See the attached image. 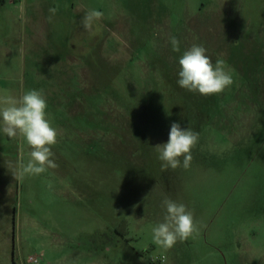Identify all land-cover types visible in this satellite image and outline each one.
<instances>
[{
  "label": "rangeland",
  "instance_id": "obj_1",
  "mask_svg": "<svg viewBox=\"0 0 264 264\" xmlns=\"http://www.w3.org/2000/svg\"><path fill=\"white\" fill-rule=\"evenodd\" d=\"M194 43L234 70L223 93L178 86ZM30 89L58 167L16 179L30 149L0 130V264H264V0H0V97ZM173 122L199 133L187 169L155 149ZM166 198L197 227L167 250Z\"/></svg>",
  "mask_w": 264,
  "mask_h": 264
},
{
  "label": "clouds",
  "instance_id": "obj_2",
  "mask_svg": "<svg viewBox=\"0 0 264 264\" xmlns=\"http://www.w3.org/2000/svg\"><path fill=\"white\" fill-rule=\"evenodd\" d=\"M49 12L55 15L57 8H50ZM103 15L102 11L90 9L81 23L86 30H90L92 22L101 19ZM169 42L173 52L180 51L177 37H170ZM178 64L177 84L189 92L203 96L220 94L234 83L231 74L234 70L223 59L217 58L213 62L202 44H192L180 56ZM47 107L42 89L27 90L19 97H0V130L9 138L21 137L30 149V159L26 164L21 159L16 179H22L25 175H40L49 168L58 167L52 151V146L57 143L58 133L47 118ZM198 140L199 133L173 122L167 142L155 146L162 168L174 170L181 164L185 169L190 167L193 159L191 151ZM162 206L166 213L163 221L152 228V239L155 245L167 250L178 241L187 240L197 231V227L193 213L185 204L166 198Z\"/></svg>",
  "mask_w": 264,
  "mask_h": 264
},
{
  "label": "built area",
  "instance_id": "obj_3",
  "mask_svg": "<svg viewBox=\"0 0 264 264\" xmlns=\"http://www.w3.org/2000/svg\"><path fill=\"white\" fill-rule=\"evenodd\" d=\"M30 261H33V259H32V258H30Z\"/></svg>",
  "mask_w": 264,
  "mask_h": 264
}]
</instances>
